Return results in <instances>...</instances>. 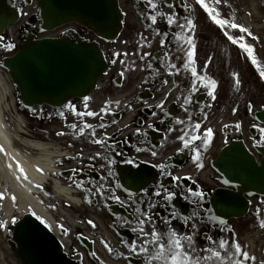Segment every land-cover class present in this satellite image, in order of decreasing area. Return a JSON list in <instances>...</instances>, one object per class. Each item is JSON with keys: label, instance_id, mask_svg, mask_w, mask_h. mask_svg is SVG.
<instances>
[{"label": "flooded vegetation", "instance_id": "af4514ba", "mask_svg": "<svg viewBox=\"0 0 264 264\" xmlns=\"http://www.w3.org/2000/svg\"><path fill=\"white\" fill-rule=\"evenodd\" d=\"M10 1L11 5L20 10L28 5L29 0ZM209 1L205 0L206 3ZM157 2L161 4L160 12L175 14L178 24L186 25V20H193L195 29L189 33L187 26L181 30L177 24L169 25L166 18L159 16L158 22L152 24L150 16L155 13L147 0H124L125 27L117 41L104 43L109 69L101 79L98 90L99 95L104 96L103 102L108 103L112 99L114 107L104 103L98 111H92L98 113L97 116H78L77 112L86 110L77 109L83 103L76 101L70 103L74 110L69 109V104L61 108L41 107L32 115L36 124H30L27 128L33 131V138L48 144L54 150L52 171L47 172V179L49 182L60 179L63 184L79 190L84 199L81 215L93 216L102 227V231L92 232L85 224L91 233L99 236L98 242L104 257L120 259L123 264H143V258L131 255L125 242L140 240L131 230L135 225L134 207L141 206L135 201L143 202L144 207L149 202H154L158 205L154 210L157 216L168 215L162 197L155 196V191L160 190L162 184L169 191L177 192L174 205L182 214H190L194 207L191 201L195 198L184 199L185 194L191 195L188 193L189 188L205 193L203 208L212 211L200 212L204 222L197 224V248L209 245L206 236L230 242L239 240L242 247L256 257L255 264H261L264 261V229L259 227V222L264 219V196L249 198L251 207L246 216L225 218L222 220L226 223L220 224L214 194L222 187V178L215 171L206 175L205 162L206 157L211 162L220 144L224 145L235 138H245L259 161L262 160L264 154L259 153L256 148L264 149V134L260 132L264 121H257L256 113L264 110V81L256 70L249 71L246 66L242 70L240 66H236L235 73L230 72L233 61H226V58L233 60L234 56L238 65L239 61L242 62L243 52L239 43L234 44L227 38L225 31L212 22L197 0ZM34 12L36 13V9ZM233 19L243 25L242 12L241 16L234 15ZM230 29L237 34H244ZM29 31L36 32L37 29L21 27L15 35L4 36L3 43H14L16 46ZM157 32L167 33L165 47H161V40L165 37L157 36ZM189 34L196 45L193 57L195 66L201 75L207 77L203 82H198L191 76L189 69L183 68L189 62L187 52L191 45L178 37H187ZM228 35L233 36L232 33ZM233 37L239 41L240 37ZM255 42L262 43L264 40L258 38ZM178 48H182V51H177ZM146 53L151 55H145ZM166 54L171 56L170 61ZM255 54L264 67V52L260 53L258 49ZM223 59L228 66L224 76H221ZM247 61L251 67V61ZM172 63L179 69L176 74H172L175 71L170 68ZM235 74H239V87L235 84ZM211 80L217 82L213 93L215 99L209 95L212 89L205 87ZM226 81H229V91L225 87ZM189 96L191 102L185 103ZM116 101H119L118 105ZM181 120L184 121L183 124L177 123ZM86 123L94 126L95 138L105 139L104 145L93 143L92 129H86L81 135L71 127L75 124L79 129ZM101 124L104 127H100ZM196 124H200V128H196ZM236 125L240 127L237 128ZM208 128L213 129V136L205 148ZM58 132L65 135L58 136ZM185 134L186 139L196 135L201 139L193 141L189 148L180 151L183 142L179 137ZM197 149L200 150L203 168L197 167L194 160ZM98 152L104 154L106 159H91ZM152 152L157 155L153 156ZM113 160L114 164L111 163ZM160 165H164V168ZM128 167L135 171V175ZM175 177L181 179L177 181ZM80 181H83V188L76 186ZM117 184L121 187L117 188ZM177 184L179 188L176 187ZM41 187L40 190L50 195V187ZM101 187L104 191L102 196L97 192ZM130 193L133 194L131 199ZM115 196H119L123 203L117 202L113 198ZM89 198L92 203L87 202ZM209 216L211 223L207 222ZM126 219L132 221V225L125 224ZM173 227L189 233L192 231L191 224L185 228L179 221H173ZM157 228L164 231V225L159 219ZM229 229L234 231L230 232ZM146 230L150 232L151 226H146ZM107 236L114 243V251L111 253L104 247V241L110 243ZM76 255L87 264H99L96 257L92 258L88 252L83 254L76 250Z\"/></svg>", "mask_w": 264, "mask_h": 264}, {"label": "water", "instance_id": "95a60500", "mask_svg": "<svg viewBox=\"0 0 264 264\" xmlns=\"http://www.w3.org/2000/svg\"><path fill=\"white\" fill-rule=\"evenodd\" d=\"M44 20L43 30L68 22L92 29L99 37L110 41L123 29V13L119 0H38ZM17 16L0 14V33ZM2 66L9 69L19 86L24 104L49 103L62 105L75 97H86L97 87L107 68V61L98 43H77L71 39H29ZM264 119V114H257ZM214 167L239 192L264 194V160L259 164L242 141L225 147L213 162ZM216 209L238 216L248 209V201L239 193L227 189L215 195ZM15 253L22 264H79L64 251L59 238L37 216L27 213L15 230ZM86 242V241H85Z\"/></svg>", "mask_w": 264, "mask_h": 264}, {"label": "snow or ice", "instance_id": "6c2138e0", "mask_svg": "<svg viewBox=\"0 0 264 264\" xmlns=\"http://www.w3.org/2000/svg\"><path fill=\"white\" fill-rule=\"evenodd\" d=\"M27 2V0H25ZM197 3L206 11L207 15L210 17V19L218 25L221 29H225L224 34L227 36V38L232 41V43H239L240 48H242L246 53L248 58H250L251 63L256 67L258 70L259 76L264 79V67L261 66V64L258 61L257 55L255 54V49L252 45L244 42V36H241L239 38V41H237L233 36L228 35L226 29L227 28H233L238 29L239 32L245 33L247 36H252L253 39H257V37L253 36V33L251 30L237 22L233 18H221V13L217 7L221 3V0H214V3L210 5L209 3H206L205 0H197ZM147 4L150 6V8L153 10L155 14H152L150 16L152 24H156L158 22V16L160 18H166L167 23L169 25L177 24L181 30L187 26L189 28V33H191L196 25L193 20H186L185 24H178L177 19L175 17V14H165L160 12L161 4L157 2V0H147ZM169 7H172V5H169ZM151 27V25H150ZM157 36H164L165 39L161 40V47H165L167 44V33H156ZM3 37H0V41H3ZM179 40L184 41V43L191 45V49L187 52L188 56V63H185L183 65V68L189 69L190 74L192 77L196 78L198 82H203L207 79L206 76L201 75L197 67L195 66V60L193 59L195 54V43L194 39L191 34H189L187 37L181 35L178 37ZM2 46L6 50H11L15 47L14 43H3ZM177 51H182V48H178ZM145 55H151V53H146ZM168 55V54H166ZM144 58L143 56L141 57ZM169 61L171 60V56L168 55ZM115 63V61H113ZM191 65V67H190ZM150 67V65H149ZM170 68L172 70H175L172 74H176V72L179 71L177 69V65L175 63L170 64ZM236 75L235 84L237 87L240 85L239 80V74ZM167 83V81H165ZM195 87V86H193ZM205 87H210L212 89V92L209 93V95L213 96V99H215V96L213 93L215 92V89L217 88V82L215 80L209 81L208 84L205 85ZM85 107H87V101L90 99L89 97H85ZM185 103L191 102V96L187 97L184 101ZM109 104L112 102L109 101ZM117 105L119 104V101L115 102ZM69 109L74 110V106L69 104ZM158 107H162V105H158ZM106 111V109H105ZM78 116H97L98 113L92 112V111H86V112H77ZM177 123L183 124L184 121H177ZM74 130H78L81 135L84 134L86 129H92L91 135L93 136V143L98 145H104L105 139L103 138H95L96 132L94 130V126L91 124H85L82 128L77 129V125L71 126ZM100 127H104L103 124L100 125ZM196 128H200V124H196ZM225 127H228L225 125ZM237 128L240 127V125H236ZM140 131V130H137ZM260 132L264 134V127L260 128ZM58 136L65 135L63 132H58ZM186 135H182L179 137V139L183 142V148L180 149V151H183L184 149L189 148L193 141L201 139L199 135L192 136L191 139H186ZM213 136V129L208 128L206 132V142H205V148H207L208 143L211 141V138ZM257 143H260V141H257ZM138 151L140 149H137ZM0 151H4L3 146L0 145ZM7 154V153H5ZM152 155H157L156 152H152ZM97 157H100L102 159H106L104 154L102 153H96L95 156L91 157V159L95 160ZM201 155L200 150L197 149L195 152L194 160L197 164V167L203 168V164L200 162ZM19 172L22 174L23 179L27 180L28 176L27 173L22 165H19ZM111 163H115V161H111ZM11 167V165H9ZM161 168H164V165H160ZM38 171H43L42 169H37ZM109 175H112L111 172H109ZM166 175H171V173H166ZM18 180L21 179V176L16 177ZM175 180L179 181L180 177H175ZM225 184L228 183V180L224 181ZM77 187H84L83 181H80L76 184ZM37 187H41V185H37ZM117 188L121 187V185L117 184ZM177 188H179V184L176 185ZM85 191H90V189H85ZM97 192L99 195H104V191L102 187L100 189H97ZM188 193L191 195L185 194L184 199L189 200L192 199V203L194 204L193 210L190 214H182L178 212L175 208L174 201L177 197V192L169 191L168 189L164 188V186L160 185V190L155 191L156 197H162L163 205L165 210L168 211L167 216H157L155 214V209L157 208V204L154 202H149L147 204V207L143 206V202L135 201V203L140 204L141 206L134 207L133 215L135 217V225L131 227L132 232L136 233L138 237H140L139 242H125L128 245V250L131 255L139 256L143 258V264H249V262H253L255 264L256 257L254 255H250L249 251L245 250L242 245L240 244L239 240H236L235 242H230L229 240L225 239H219L215 240L212 236H206V239L209 241V245L204 248H197L195 245V237L198 233V223L204 222V218L200 215V212L206 211L208 213H211V209H204L203 208V201L205 198V193L201 191H194L193 189L189 188ZM133 194H129V198H132ZM5 198V195L3 192H0V200H3ZM117 202L123 203V201L120 200L119 196L113 197ZM13 201H15L17 198L15 195L11 197ZM88 203H92L91 198L88 199ZM35 214V213H33ZM40 219V217H37ZM157 219L160 220V222L164 225V231H161L157 228ZM220 224L226 223L222 219H219ZM173 221H179L181 225L185 228H187L190 224L192 227V231L186 232L178 230L177 228L173 227ZM208 223H211V217L208 218ZM12 223H16V220L13 219ZM88 223L95 227L94 221L89 220ZM125 224L132 225V221L125 220ZM146 226H151V231L146 230ZM0 227L7 228L8 224L6 221H0ZM51 227V225H49ZM61 229L67 234V230L64 229L63 225H60ZM259 227L264 229V219H261L259 222ZM229 231H234V229H229ZM104 247L107 249L109 253L113 252L114 249L107 243V241H104ZM96 254L93 253V256ZM261 264H264V261H261Z\"/></svg>", "mask_w": 264, "mask_h": 264}, {"label": "bare ground", "instance_id": "6f19581e", "mask_svg": "<svg viewBox=\"0 0 264 264\" xmlns=\"http://www.w3.org/2000/svg\"><path fill=\"white\" fill-rule=\"evenodd\" d=\"M6 1L11 3L9 0H0V8L8 9L9 4ZM258 3L259 0H251L250 7H246L252 17L251 19L247 16L246 21L256 29L264 30V16ZM252 21L256 23L254 24ZM12 92L9 76L0 66V145L4 149V151H0V192L5 195V198L1 200L2 208L5 210L4 216L7 219L27 211L34 212L57 230L59 225L54 212L48 206L49 201L38 200L35 194L37 192L35 188H42L37 185L45 186V183L48 182L46 174L48 171H52L54 150L48 144L26 138L21 119L18 121L13 119L11 124L7 123V120H10L7 113H10L13 107V103L8 101ZM17 162L24 167L28 176L27 180L23 179L19 172ZM38 168L43 171H38ZM17 176H21V179L18 180ZM54 183L56 191L53 195L54 198L79 205V199L74 197L70 188L58 180ZM13 195L17 198L15 201L11 199ZM71 220L74 221L73 218ZM65 242L68 244V240ZM0 264H9L2 250H0Z\"/></svg>", "mask_w": 264, "mask_h": 264}, {"label": "rangeland", "instance_id": "374dc122", "mask_svg": "<svg viewBox=\"0 0 264 264\" xmlns=\"http://www.w3.org/2000/svg\"><path fill=\"white\" fill-rule=\"evenodd\" d=\"M214 3V0H210L209 1V4L212 5ZM248 0H243L242 1V5H244L245 7L248 6ZM221 15L225 18H234V15L238 14L241 16V10H240V5H236L232 0H221V3L219 5H217ZM262 10L264 11V2H262ZM251 17V16H250ZM228 33H232L233 36L235 37H241V36H244V39H245V42L252 45L255 49V53H256V50L259 49L260 53L264 52V42H251L249 36H247L246 34H237L235 32L232 31V29L227 28ZM250 42V43H249ZM230 49H233L231 46L229 47ZM234 50V49H233ZM242 52L241 53V56H242V62L239 61V65L236 63V57L233 56V60L231 58H226V61H233V66H230V72L231 73H235V68L236 66L239 67L240 69L243 68L244 66H246V69H248L249 71L250 70H254V67L253 65H251L250 67V64L248 63V56H247V53L242 49ZM238 57L239 54H238ZM250 60V58H249ZM264 60V59H263ZM251 61V60H250ZM222 64L224 65L222 68H221V76H224V74L226 73V67L228 66V64L225 63L224 59L222 61ZM252 64V63H251ZM242 70V69H241ZM225 87H226V90L229 91V81H226V84H225ZM230 87H232L231 83H230ZM32 123L36 124L35 122L31 121ZM59 214H62V213H59ZM1 240V239H0ZM11 256H9V255ZM5 255H6V259L7 257H12V253L9 252L8 250H5ZM8 260V259H7ZM9 262V260H8ZM10 263V262H9ZM20 264V262H19Z\"/></svg>", "mask_w": 264, "mask_h": 264}]
</instances>
